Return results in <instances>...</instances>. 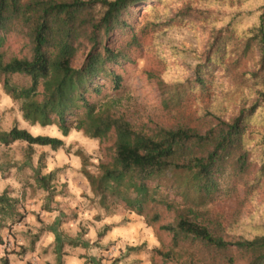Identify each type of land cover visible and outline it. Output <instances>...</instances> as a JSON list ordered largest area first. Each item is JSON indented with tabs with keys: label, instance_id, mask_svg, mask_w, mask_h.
I'll return each instance as SVG.
<instances>
[{
	"label": "trees",
	"instance_id": "1",
	"mask_svg": "<svg viewBox=\"0 0 264 264\" xmlns=\"http://www.w3.org/2000/svg\"><path fill=\"white\" fill-rule=\"evenodd\" d=\"M143 3L149 11L140 13ZM187 25L201 27L207 37L187 80L191 91L211 99L201 107L202 122L127 119L110 98L125 89L118 66L134 62L133 50L143 46L148 32ZM10 36L22 39L17 53L6 47ZM167 82L158 84L163 107L171 109L185 100L186 91L181 79L172 86ZM0 83L21 102L23 119L31 125H55L64 137L76 129L101 141L103 153L92 163L82 147L73 150L63 138L34 134L18 121L0 130V144L26 142L30 160L35 146L66 148L79 156L91 195L84 194L98 208L96 220L122 205L154 224L164 210L172 214L160 226L172 236L171 249H152L164 258L182 264H264V214L250 231L233 237L208 209L223 194L224 180L232 178L252 194L264 178V0H0ZM45 160L43 153L35 180L39 188L55 190L60 169L42 174ZM13 194L10 187L0 194V232L27 215L23 199ZM113 226L105 225L98 236ZM56 240L62 245L59 235ZM0 261L10 264L7 255Z\"/></svg>",
	"mask_w": 264,
	"mask_h": 264
},
{
	"label": "rangeland",
	"instance_id": "2",
	"mask_svg": "<svg viewBox=\"0 0 264 264\" xmlns=\"http://www.w3.org/2000/svg\"><path fill=\"white\" fill-rule=\"evenodd\" d=\"M146 4L143 3L139 6L140 13L149 11ZM253 4L252 1V7ZM143 41L141 48L133 50L134 62L125 63L117 68L124 76L125 89L118 94L112 93L113 95L110 96L116 101L115 109L136 124L153 121L169 125L176 123L197 125L201 123L200 117L203 114L201 107L205 101L211 99L209 96L203 97L200 91H191L187 80L194 74V68L205 49L207 37L202 28L194 29L187 25L171 27L160 33L150 31L143 37ZM6 47L9 48L10 53H17L22 47V39L18 36H10ZM251 64L252 61L247 62L245 67L247 68ZM245 67L244 69H246ZM163 78L168 81L169 86L181 79L180 88L185 89L186 98L179 106H174L171 109L163 107V96L158 84V81ZM15 121H18L21 127H28L34 134H46L64 139L55 125L43 127L31 125L29 122L27 124V121L23 119L21 102L6 94L2 83H0V130L10 129ZM65 141L67 145L73 146V150L82 147L91 154L92 163H97L100 153H103V144L99 139L90 138L76 129L72 130ZM27 147L28 144L23 141L10 146L0 144V174L3 177L11 175L18 180L16 185L14 182V185L10 186L15 193L26 191L31 194L29 199L18 195L23 199L24 208L22 211H27V205L30 202L38 204L43 199L42 206L52 207L50 212L57 210L50 214L53 217L56 215L62 217L63 220H75V234L69 238L73 240L81 238L85 242L86 254L84 255L90 261L92 258L95 259L93 264L98 262L102 264H182L178 258L166 259L152 251L154 248H161L163 251L171 249L172 236L160 228L162 224L172 220L171 213L162 210V220L150 224L146 216L131 212L122 205H115L113 211L105 216L106 218L96 220L98 208L90 201L89 197L85 196L86 192L83 191L79 195L80 191H78L72 196L68 187L69 179L74 178L75 187L78 190L83 188L79 180L82 167L81 159L78 170L74 168V164H78V162L72 161L66 148L53 150L48 146H35L33 158L30 160L27 158ZM43 153L46 155V160L42 174H48L52 171L50 170L52 166L60 165L58 167L60 170L54 181L55 190L45 191L37 186L35 180V172L39 168V157ZM67 156L71 161L67 162ZM230 179L224 180L223 194L215 203L209 205L208 209L220 218L227 227L229 235L234 237V235L239 236L250 231L255 222L262 220L264 178L257 192H252V194H248L246 185ZM62 191L65 194H62ZM89 194L91 195V193ZM71 196L72 198H70ZM112 224L115 226L107 230L100 238L98 234L104 226ZM53 226L55 228V225ZM13 227L8 231L5 230L7 232H5L4 243H0L3 250V254L0 251V258L1 254L2 257L16 254L17 259L24 260L26 257L23 251L24 245L20 243L19 237L15 236L18 230H14ZM46 228L47 226L43 222L38 232L31 236V241L33 237L40 236ZM67 238L64 240L65 242H68ZM26 243L31 245L28 238ZM130 246H140V248L139 250H130ZM174 254L175 252H173V256ZM0 264L3 263L0 261Z\"/></svg>",
	"mask_w": 264,
	"mask_h": 264
},
{
	"label": "crops",
	"instance_id": "3",
	"mask_svg": "<svg viewBox=\"0 0 264 264\" xmlns=\"http://www.w3.org/2000/svg\"><path fill=\"white\" fill-rule=\"evenodd\" d=\"M23 128L28 129V127L26 126H24ZM67 137H64V140ZM69 154L72 157V161L78 162V164H74V168L79 170L80 157L75 155L74 153H69ZM67 158H68L67 162L71 161L70 157L67 156ZM59 166H60L59 164L54 165L51 167L50 170H54ZM79 178H80L79 179L80 183L83 186V188L80 190H78V188L75 187L76 182L74 181V178L69 179L70 184H68V187L70 188L69 191L71 192L70 194H72V196L73 194L74 195L77 194L78 191H80L79 195H81L83 191L86 193H90V186L87 178L84 177L82 174ZM14 182L15 185L18 182V180H16L15 177H11V175L3 177L0 174V183H1L0 194L4 191L6 187H10L14 185ZM13 195L16 197H18V195L21 196L24 195V198H28V199L31 196V194H28L26 191H21L19 193L14 192ZM72 196L70 198H72ZM43 202H44L43 199L38 204L34 202H30L27 205V215L24 218V220L22 222L13 225L14 230H18V233L15 236L19 237V239L21 240L20 243L24 245L23 251L25 252L26 257L24 258V260H21L16 258L17 257L16 254H9L8 257L10 260V264H93V262H90V259H88L84 255L86 254V250L84 246L75 247L72 244H70L71 238L69 237L75 234L74 233L75 220L73 219L63 220L62 217L60 218L56 215H54L53 217V215L50 214L57 212V210H53V212H50L49 210L43 209L44 207L42 206ZM43 222L47 226V228L42 232V234L33 244L32 243L33 240L31 241V236L38 232V229L43 224ZM53 225H55V228ZM8 229L9 228L6 227L0 232L3 238L4 236H6L5 232H7ZM58 235L61 236L62 245H59L56 240ZM63 236L68 237V238L66 237L68 239V242L64 241L66 238ZM27 238L29 239V242H31V245H28L26 243ZM0 251L3 254V250L1 249V247H0Z\"/></svg>",
	"mask_w": 264,
	"mask_h": 264
}]
</instances>
